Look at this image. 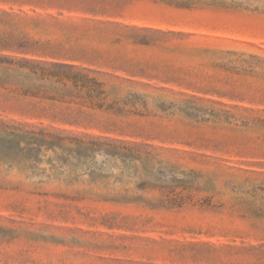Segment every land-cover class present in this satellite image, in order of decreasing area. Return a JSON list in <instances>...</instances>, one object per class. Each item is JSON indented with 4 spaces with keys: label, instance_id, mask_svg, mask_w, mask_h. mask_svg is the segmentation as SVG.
Returning a JSON list of instances; mask_svg holds the SVG:
<instances>
[{
    "label": "rangeland",
    "instance_id": "1",
    "mask_svg": "<svg viewBox=\"0 0 264 264\" xmlns=\"http://www.w3.org/2000/svg\"><path fill=\"white\" fill-rule=\"evenodd\" d=\"M19 33L113 109L50 124L0 97V264H264V0H0Z\"/></svg>",
    "mask_w": 264,
    "mask_h": 264
},
{
    "label": "trees",
    "instance_id": "2",
    "mask_svg": "<svg viewBox=\"0 0 264 264\" xmlns=\"http://www.w3.org/2000/svg\"><path fill=\"white\" fill-rule=\"evenodd\" d=\"M16 25L10 24L13 27ZM51 43V40L41 41L21 33L0 36V52L10 50L18 54L0 53L2 102L12 103L22 113L44 117L50 124H91L96 118V111L112 110V104L105 105L95 100L104 90L103 83L91 75L93 70L71 63L31 57L40 54L51 57L59 55L60 44ZM25 98L29 99L24 102ZM8 134L15 135L14 132ZM39 134L54 135L56 142L50 141L49 145L61 147L63 137L42 131ZM32 142L38 145L45 143L37 137ZM103 151L110 155L117 154L109 148Z\"/></svg>",
    "mask_w": 264,
    "mask_h": 264
}]
</instances>
